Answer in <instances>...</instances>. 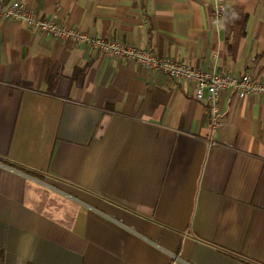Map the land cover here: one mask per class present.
Returning a JSON list of instances; mask_svg holds the SVG:
<instances>
[{
	"label": "crops",
	"instance_id": "obj_1",
	"mask_svg": "<svg viewBox=\"0 0 264 264\" xmlns=\"http://www.w3.org/2000/svg\"><path fill=\"white\" fill-rule=\"evenodd\" d=\"M18 1L264 81V0L229 35L215 0ZM218 103L212 132L192 83L0 16V264H264V99Z\"/></svg>",
	"mask_w": 264,
	"mask_h": 264
},
{
	"label": "built area",
	"instance_id": "obj_2",
	"mask_svg": "<svg viewBox=\"0 0 264 264\" xmlns=\"http://www.w3.org/2000/svg\"><path fill=\"white\" fill-rule=\"evenodd\" d=\"M225 12L223 0H215L214 15L221 17ZM0 16L11 21H22L26 27L52 38L67 39L86 47L96 48L104 57L133 60L146 70H158L172 79L192 83L195 99L204 102L205 112L211 120L212 132L220 126L218 103L220 93L231 92L237 98L258 95L264 99V81L255 78L248 69L239 75L193 69L188 64L167 56L158 57L148 48H140L117 40L92 38L81 30L61 27L51 19H40L18 0L0 2Z\"/></svg>",
	"mask_w": 264,
	"mask_h": 264
},
{
	"label": "trees",
	"instance_id": "obj_3",
	"mask_svg": "<svg viewBox=\"0 0 264 264\" xmlns=\"http://www.w3.org/2000/svg\"><path fill=\"white\" fill-rule=\"evenodd\" d=\"M224 23L226 34L229 35L236 27L242 25L244 27L246 15H243L237 6L230 7L224 15Z\"/></svg>",
	"mask_w": 264,
	"mask_h": 264
}]
</instances>
